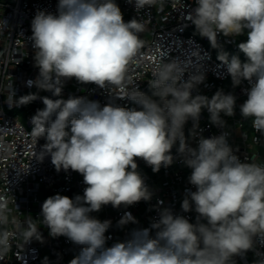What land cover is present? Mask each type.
Here are the masks:
<instances>
[{
    "label": "clouds",
    "instance_id": "obj_1",
    "mask_svg": "<svg viewBox=\"0 0 264 264\" xmlns=\"http://www.w3.org/2000/svg\"><path fill=\"white\" fill-rule=\"evenodd\" d=\"M127 2L137 12L146 6L163 12L176 0ZM194 3V14L188 18L213 48L220 47L218 34L247 36L238 44L245 61L223 51L217 58L234 87L242 81L250 85L244 90L247 98L239 105L240 114L264 135V0ZM149 22L135 18L125 22L114 0H58L55 14L37 10L30 39L39 75L26 85L62 97L65 82L75 79L108 89L112 100L101 106L74 96L51 99L29 93L19 98L18 106L37 99L44 105L31 118L34 145L40 138L46 141L33 157L43 161L50 156L57 172L79 173L86 187L74 198L49 196L42 204L41 220L31 216L21 220L15 214L14 197L0 194V260L11 252L13 242L19 248L33 238L40 240L41 224L53 238L64 236L82 246L69 264H235L233 257L252 249L254 237L264 238V162H242L228 143V131L209 138H197L195 133L202 109L209 112L212 125L225 129L221 114L235 115L237 97L222 89L211 98L193 95L205 74L198 72L184 81L185 67L176 60L165 63L160 58L149 66L151 95L139 91L128 75L145 44L138 34ZM7 27L0 19V36ZM124 98L139 110L112 102ZM189 119L194 122L195 147L183 131ZM177 142L183 164L191 169L188 182L196 189L187 191L181 207L189 212L194 206L196 222L174 215L171 209H159L158 220L149 228L133 229L123 242L106 246L111 221H100L91 213L109 204L119 208L150 201L153 193L137 171L136 159L158 172L173 163L171 150ZM9 151L0 139V153ZM28 170L29 165L18 169ZM117 223L123 227L137 220L126 212ZM256 264H264V258Z\"/></svg>",
    "mask_w": 264,
    "mask_h": 264
},
{
    "label": "built area",
    "instance_id": "obj_2",
    "mask_svg": "<svg viewBox=\"0 0 264 264\" xmlns=\"http://www.w3.org/2000/svg\"><path fill=\"white\" fill-rule=\"evenodd\" d=\"M114 2L121 9L125 22L134 18L150 21L147 30L138 34L145 44L137 63L130 65L128 71L134 86L143 93L150 89L149 80L152 77L149 66L160 58L165 63L179 61L181 66L185 67L184 81L193 74L203 72L205 81L198 86V90L193 91V95L202 94L211 98L217 90L222 89L226 94L231 92L237 97V107L232 117L221 114L227 122L225 129L212 125L209 112L202 109L195 128L196 137L209 138L220 135L222 131H228V143L242 162L253 159L258 163L264 162V135L256 132L252 128L251 119L246 121L239 110V105L247 98L244 90L250 85L247 81H242L239 86L234 87L226 66L218 60L209 40L197 32L195 25L188 18L194 14V0H176L175 5L169 3L163 12H157L156 8L151 6L137 12L134 4L128 3L127 0ZM57 3L58 0H0V19L5 20L8 26L0 36V139L10 146L8 153H0V194L7 193L8 196L14 197L18 209L15 214L21 220L28 216L41 220L42 204L49 196L60 194L74 198L76 195H83L86 185L83 176L77 172H57L50 156H46L43 161L33 157L34 152L41 151L46 141L40 138L36 146L34 145L31 137V118L38 109H43L44 105L42 100L37 99L33 107L18 106L19 98L29 93H38L41 97L47 96L51 99H67L74 96L97 101L101 106L112 100L108 89H102L92 83L80 84L75 79L65 82L62 97H55L51 92L26 85L28 80H35L39 75V69L34 65V49L30 39L31 22L37 10L55 14ZM181 4L184 6L180 7ZM246 39V35L233 38L218 34L220 47L212 48L216 52L239 51L238 44ZM242 55L244 56L243 53ZM245 60L246 57L241 59L242 62ZM112 102L121 107L139 110V106L127 98L114 99ZM22 114H25L24 119ZM193 128L194 122L189 119L183 131L189 145L195 147L196 139L191 135ZM178 146L179 142L171 150L173 163L168 167L161 166L162 171L153 172L152 167L145 161L136 159L138 166L149 169L147 173L140 174L153 193L150 201L141 200L132 206L122 205L119 208H113L109 204L103 206L99 212L91 213L100 221H111V226L105 233L106 246L123 242L133 229L149 228L153 221L158 220L159 209H171L174 215L185 216L191 223L196 222L198 214L194 211V206L189 212H184L181 207L187 191L196 189L188 182L191 169L183 164L177 152ZM28 165L29 170L26 173L18 171L19 168L26 170ZM11 206L14 207V204ZM126 212L131 213L137 223L119 227L117 222ZM38 231L40 240L33 238L19 248L16 242H13L11 252L5 259L0 260V264H69L79 255L81 245L74 244L64 236L53 238L49 235L47 226L43 224L39 226ZM19 243L22 244L23 241ZM262 258L264 238L254 237L253 248L243 255L234 256L233 260L235 264H256V261Z\"/></svg>",
    "mask_w": 264,
    "mask_h": 264
},
{
    "label": "rangeland",
    "instance_id": "obj_3",
    "mask_svg": "<svg viewBox=\"0 0 264 264\" xmlns=\"http://www.w3.org/2000/svg\"><path fill=\"white\" fill-rule=\"evenodd\" d=\"M211 49L214 51L215 55H218L220 53V50H218L216 52V50H214L212 47ZM228 50V48H226ZM227 53L229 54V57L233 56V55H236V56H239L240 59H244L245 57L242 55V52L240 51H227ZM145 94L147 95H151V89H149L147 92H145ZM35 105V102L33 101L32 103L28 104L26 107H30V106H34ZM25 112V110L23 111V113ZM23 115V119L25 117V114H22ZM137 171L140 172V173H147L149 171L148 168L144 167V166H138L137 168ZM159 171H162V169H160Z\"/></svg>",
    "mask_w": 264,
    "mask_h": 264
}]
</instances>
